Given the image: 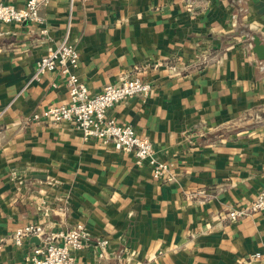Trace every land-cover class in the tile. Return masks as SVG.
Instances as JSON below:
<instances>
[{"label": "crops", "instance_id": "0c3cea01", "mask_svg": "<svg viewBox=\"0 0 264 264\" xmlns=\"http://www.w3.org/2000/svg\"><path fill=\"white\" fill-rule=\"evenodd\" d=\"M40 14L0 22V264H25L39 238L17 246L11 235L29 222L82 223L89 240L74 264H264L254 257L264 209L219 216L264 186V60L252 51L254 36L264 41V0H47ZM66 33L90 91L132 75L151 84L107 115L148 137L172 180L70 123L30 120L68 100L58 70L31 81Z\"/></svg>", "mask_w": 264, "mask_h": 264}, {"label": "built area", "instance_id": "2783aa9c", "mask_svg": "<svg viewBox=\"0 0 264 264\" xmlns=\"http://www.w3.org/2000/svg\"><path fill=\"white\" fill-rule=\"evenodd\" d=\"M47 0H25L23 6L8 4L0 0V22L3 23H42L41 5ZM74 0H70L73 3ZM45 31V30H43ZM68 33L59 44L49 47L36 61L31 81H38L48 71L58 70L65 79L68 100L64 104L50 106L31 115V121L44 119L52 123L67 122L78 128L82 138L97 139L101 143L111 144L114 149L131 152L135 163H147L154 179L161 183L174 178L171 165L160 160L152 142L146 136H140L129 125H122L107 115V110L128 97L146 96L151 84L139 76H126L115 83L106 84L100 91L92 92L79 79L77 68L79 54L70 41ZM264 209V186L252 199L238 204L219 214L225 221H235ZM46 209H44V212ZM36 236L37 244L27 247L24 254L25 264H74V253L83 249L89 235L82 223H76L66 230L51 231L40 223L29 222L18 226L11 235L13 243L23 246L26 238ZM108 241L97 239L94 243L97 257L106 259ZM254 257H264L256 252Z\"/></svg>", "mask_w": 264, "mask_h": 264}, {"label": "water", "instance_id": "95a60500", "mask_svg": "<svg viewBox=\"0 0 264 264\" xmlns=\"http://www.w3.org/2000/svg\"><path fill=\"white\" fill-rule=\"evenodd\" d=\"M252 51L260 60H264V41L257 36L252 38Z\"/></svg>", "mask_w": 264, "mask_h": 264}]
</instances>
